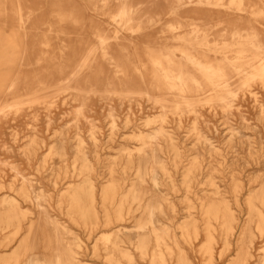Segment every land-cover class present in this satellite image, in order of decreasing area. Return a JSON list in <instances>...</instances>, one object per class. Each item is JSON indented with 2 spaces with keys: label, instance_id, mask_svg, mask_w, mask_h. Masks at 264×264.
<instances>
[{
  "label": "bare ground",
  "instance_id": "1",
  "mask_svg": "<svg viewBox=\"0 0 264 264\" xmlns=\"http://www.w3.org/2000/svg\"><path fill=\"white\" fill-rule=\"evenodd\" d=\"M178 219L264 243V0H0V264H189Z\"/></svg>",
  "mask_w": 264,
  "mask_h": 264
},
{
  "label": "rangeland",
  "instance_id": "2",
  "mask_svg": "<svg viewBox=\"0 0 264 264\" xmlns=\"http://www.w3.org/2000/svg\"><path fill=\"white\" fill-rule=\"evenodd\" d=\"M53 36H55V34ZM60 36H64V34H60ZM217 145H218V143H217ZM220 146H222V145H220ZM16 149L18 150V148H16ZM18 152H19V150H18ZM179 208H180V206H179ZM187 220L188 219H186V220L185 219H178L173 223L172 222L162 223V224L155 223V225L168 227V229L171 232V237H173V239H175L173 242H170V243H169V241H167L169 246L173 248V256L172 257L174 259V263H177L179 256L183 254L187 258V261L189 262V264H209L210 263L209 260L211 258L210 248L211 247L213 248V244H216L218 239H219L218 243L221 244L220 238H222V236L219 233V230H217V232L213 231L212 233H214L216 235V237H214V239H216V240H213V242L210 243V236L205 229L204 222H199V225H197L198 234L192 235L190 239H186L185 236H183V230H181L180 227L184 223H186ZM136 225H134L133 223H127V224L126 223H118V224H114L111 228L105 229L104 231L107 232L110 229H113L116 227H119L120 230L121 229L125 230V229H127L126 227H128V229H130L129 231H131V233H137V231H135ZM71 228L75 232H78V233L81 232V230L78 228L77 225H75V226L71 225ZM235 233H237L239 236L238 240L240 239V241H243V239H245L243 241L245 244V247L240 244L241 250L240 249L237 250V247L233 246L231 251L228 252L227 254H224L223 259L220 260L218 258L219 254H220L219 249H220V247L222 249V246H223V245H220L218 247L217 251L214 252L215 253L213 256L214 264H233L235 262L234 260H235L236 256L242 250L243 251L246 250L249 253L254 255L256 250L260 249V246L264 245V243L261 241V235L263 232L257 230L255 228L254 224H253V227H251V229L240 227L238 231H235ZM153 244L154 243L151 242L150 247ZM90 247L91 246H89V248ZM126 247H129V246L127 245ZM131 249H132V247H131ZM243 251H242V253H244ZM259 251H258V253L261 252V251L260 252ZM164 252L167 253L168 251H164ZM132 256H133L135 262H141L142 257L140 256V252H138L137 250H133ZM99 264H106V263L102 260L99 262ZM142 264H151V263H148L145 261ZM250 264H257V263H255L253 260H251Z\"/></svg>",
  "mask_w": 264,
  "mask_h": 264
}]
</instances>
